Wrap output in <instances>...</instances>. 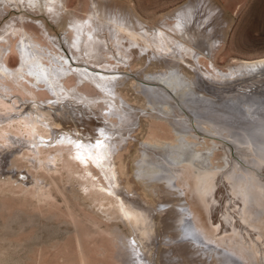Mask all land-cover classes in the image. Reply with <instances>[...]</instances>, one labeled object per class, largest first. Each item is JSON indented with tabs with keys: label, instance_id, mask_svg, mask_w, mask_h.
<instances>
[{
	"label": "bare ground",
	"instance_id": "1",
	"mask_svg": "<svg viewBox=\"0 0 264 264\" xmlns=\"http://www.w3.org/2000/svg\"><path fill=\"white\" fill-rule=\"evenodd\" d=\"M202 1L147 25L131 5L90 0L66 27L71 57L48 22L64 0H0V18L19 11L0 30L2 234L71 236L61 264H91L84 240L101 230L126 264H264V178L243 164H264V58L222 68L223 24L241 0ZM87 197L128 232L103 228Z\"/></svg>",
	"mask_w": 264,
	"mask_h": 264
},
{
	"label": "rangeland",
	"instance_id": "2",
	"mask_svg": "<svg viewBox=\"0 0 264 264\" xmlns=\"http://www.w3.org/2000/svg\"><path fill=\"white\" fill-rule=\"evenodd\" d=\"M105 1L109 2L110 4L111 3L112 4H119V5H126L127 4L128 6L131 5L135 9L134 10L135 15L139 18L141 16H143L141 18L143 21H145V23L147 25L158 24L159 22L163 21L164 18L166 16H168L170 13L172 14L173 12L178 11V9L179 10L182 9L183 6L187 5L191 1H193L195 3L200 1L199 2V9L200 10H202V8H204V7L206 8V2H204L202 0H105ZM64 2L66 4V6L68 5V7L63 10V12H62L63 17L57 23L53 22L51 19H48V22L50 23L51 33L56 34L58 36H61L63 40H64V36L66 35V32H67L66 27L67 28L69 27V24L72 20L71 18L73 17V15L75 14V16L81 17V16L85 15L86 12H88L91 8L90 0H64ZM212 3L214 5H220L222 3V1L221 0H213ZM23 11H27L28 14H30L31 16H34V17L41 16V14H36V12L34 13V11H28L25 9H23ZM16 12H19V11L16 10L14 7H12L7 12H4L1 15L0 30L2 29V27L5 26V23L7 20L10 21L12 17H15ZM166 18H168V17H166ZM27 20H28V22H31V23L33 22L31 19L29 20V18ZM224 22H225L223 24L224 31H222V35L224 34V36H223L224 42H223L222 48L219 50L218 55H217V57H218L217 61L222 68H226V66L228 64L232 63L233 61H241V60L255 61V60H259V59L264 58V0H241V1L237 2L235 12L228 10L227 17L225 18ZM63 40H62V45L64 44L63 47L67 50L68 54L72 57V53L70 52V48L68 47V44L66 43L65 40L64 41ZM20 42H21V40H19L17 42V46L20 44ZM138 52L139 53H135L132 56L133 58L131 56L129 57V59H131L130 62H132L133 59H134V61L136 60L137 64H139L141 62L140 57H139L141 52L140 51H138ZM20 57H21V54H20V51H18V47H15L14 49L12 48L11 50H9L7 59H9L8 62H10L12 65L16 66V65L21 64V58ZM67 81L68 80L65 78L63 81V82H65V85L70 83ZM87 86L89 89L88 91L90 93L95 92L94 88H90L91 87L90 84ZM79 87L81 88V86H79ZM46 88H48V86H46ZM90 89L91 90L93 89L94 91L93 90L91 91ZM52 123H53V120H52ZM52 125L57 127V125L54 123ZM66 125L68 127L67 129H69V130H72V128L70 126L74 127L72 122H69ZM57 129H59V127ZM80 129H83V127L80 126ZM166 130L167 129L164 130L163 134L167 133ZM50 137H52V135ZM136 142L138 143V141L135 140L134 143H136ZM231 145H235V143L231 142ZM133 151H134V147L131 149V153ZM235 155H236V153H235ZM24 161H26V160H24ZM24 161H23V164H25ZM61 163L62 162H60V164L58 166H60ZM29 164L30 163L28 162L27 165L31 169L32 166L31 165L29 166ZM243 164L247 165V167H249V168L251 166L253 168L254 167L253 165H255L259 169L261 176L264 178V164H261L259 162H255V160L251 157H245L243 160ZM33 170L34 169L32 168L31 172H34ZM67 172L68 171L66 169L61 168L62 176L59 173V175L61 176V180H62V181H60L61 185H63L62 183H64L66 180H68V178H67L68 176L65 178L63 177L65 175H67ZM55 175H57V174H55ZM74 178H75V180L80 179L76 176ZM64 179H65V181H63ZM77 184L78 183H76V188L80 191V187ZM226 196H228L227 192H226ZM85 201H86V203L89 202V204H92L93 207L95 206L94 208L89 207V209L90 208L92 210L96 209L98 211V212L93 211L92 213H94L93 215L97 216L100 220H102L101 221L102 223L100 222V224L103 228H106L107 224L109 225L112 223H114V224L116 223L117 224V226H116L117 231L119 230L118 232H120V233L128 232L125 224L120 219L112 218L111 220H109V219L104 218L103 216H99L100 214H102L101 207H103V206L105 207V205L103 203H100L99 201L97 202V200L93 199L92 197L85 198ZM99 203H100L101 207L99 206ZM97 205H98V207H97ZM229 206L227 208H229ZM24 207H27V206L24 205ZM92 210H90V211H92ZM34 211H35V209H34ZM3 228L5 229V227L2 226V224L0 222V253H3V258H5L7 260V262L9 261L8 263L6 262V264H15L16 260H18L22 264H61L60 262L58 263V261L56 260V259H58L59 253H62V251H64L63 248L65 246H66V249H69V248L73 249L72 247L75 246L73 238H70L71 236L66 237V235L61 234V233L59 234L58 237L55 236L56 238L55 237L53 238V237L49 236V234L47 232H43L44 233L43 237H40V238L37 237L38 241H36L37 238L36 237H35V239L33 238V236L36 235V233H35L36 227L33 229H27V230L23 231L22 233H20L19 235H13V234L9 233L7 236L4 235L7 233V230L6 229L4 230ZM3 231L4 232L6 231V233H4ZM2 233H4V234H2ZM98 233H95V234H97L96 236L98 238L96 236H93L94 241H96L95 244L93 243V238H92L91 242H90V239L88 237L87 238L89 240H87V239L84 240V242L87 241L86 242L87 245H90V248H92V250H93L92 252H94V253L96 252L95 254L92 253L91 264H118L120 262L119 257H120V260H122V259L124 260L126 258V253L123 252L121 249L118 250L116 245L115 246L113 245L114 243L112 241L113 239H112L111 235H109L108 233H106L102 230L99 231ZM100 234H101V236H100ZM69 235H71V234H69ZM6 237H7V239H6ZM21 242L23 243V245L18 247L17 249H14V245L16 243H21ZM9 244H10V246H9ZM96 244H97V246L99 245L103 248L106 247L105 250L100 252L97 249V246L94 247L95 249H93V246H95ZM119 245H120V243H119ZM55 246H58V248H60V249L57 250L55 248H52ZM68 246H69V248H68ZM40 247H42L41 249L45 250V253L43 255L42 260H40L37 263L35 260L37 258V252H38V249H40ZM108 248H110V249H108ZM122 252L125 253V255L124 254L122 255ZM117 256H119V257L116 258ZM130 256L128 258H130ZM117 259H118V262H117ZM123 260L119 264H122ZM0 264H3V263H0ZM71 264H77V261L75 260V261L71 262ZM123 264H126V262H124Z\"/></svg>",
	"mask_w": 264,
	"mask_h": 264
}]
</instances>
